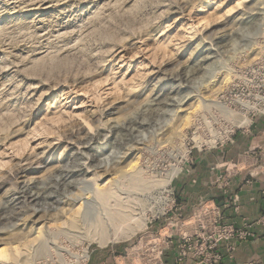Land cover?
<instances>
[{
	"label": "rangeland",
	"instance_id": "rangeland-1",
	"mask_svg": "<svg viewBox=\"0 0 264 264\" xmlns=\"http://www.w3.org/2000/svg\"><path fill=\"white\" fill-rule=\"evenodd\" d=\"M198 37L205 44L195 49ZM254 43L259 53L252 57L246 53ZM263 47L264 0H0V248L19 249L17 260L4 262L218 264L230 239L252 232L225 221L208 188L225 195L232 174L255 155L264 157V140L255 155L245 150L227 157L231 141L250 134L254 122L235 125L213 103ZM224 68L231 75L220 83ZM209 120L211 128L226 131L214 146L193 139V132L210 138ZM79 131L84 143H75L70 168L86 159L114 161L110 177L129 207L127 220L116 215L92 232L70 229L71 236L62 223L78 214L61 218L59 210L72 208L74 195L82 194L73 184L79 175L49 172L28 183L25 178L44 169L19 168L49 142L74 139ZM62 147L42 162H55ZM125 153L134 166L120 163ZM176 165L180 169L165 183ZM135 169L156 184L130 188L124 175ZM216 175V181H200ZM87 198L80 213L86 208L99 219L98 200ZM34 208V218H57L41 241L58 243L59 255L25 252L40 226L24 224ZM217 226L231 227L232 237Z\"/></svg>",
	"mask_w": 264,
	"mask_h": 264
},
{
	"label": "bare ground",
	"instance_id": "bare-ground-1",
	"mask_svg": "<svg viewBox=\"0 0 264 264\" xmlns=\"http://www.w3.org/2000/svg\"><path fill=\"white\" fill-rule=\"evenodd\" d=\"M204 44H205V42H203V39L198 37L197 43L195 44V49L199 48V46L204 45ZM205 48H207V46ZM263 49H264V47H263ZM253 50H255V43L253 44V46L249 50V52L246 54H249L250 56L255 57L259 53V51L256 52ZM206 51H210V49L207 48ZM201 52H203V51H200L199 55ZM257 60H255V61H257ZM255 61H253V62H255ZM253 62H251V63H253ZM221 71L222 72L220 73L219 76H222V74H223V77H222V80L220 81V83H222L224 81L227 82L229 76L231 75V70L224 68ZM215 76L216 75H214V77ZM158 83L159 82H155V84H154L155 88H157V86H159ZM155 88H153L152 90H155ZM215 106L220 110V112L224 113L227 116H231L230 118H231V121L233 124L245 126L249 123V120L246 116H243L242 114L238 115L239 113L228 110L225 106H223L222 104H219L217 101H214V103H213V107H215ZM109 111H110L109 109L105 110V112H106L105 114L110 113ZM98 118H100V115ZM98 118H95L94 122H98L100 120V119L98 120ZM191 119H192V112L187 113L185 115V120H182L183 124L181 125L180 128H184V127L186 128V126H188ZM205 127L207 128L208 132L210 133V138L208 140H204L199 135L198 132H193L194 133L193 139L196 140V142L198 144L206 143L208 146H211V145L214 146V144H216V141L218 139L222 140L226 137V131L219 132V131L215 130L214 128H211L210 120L207 121V124L205 125ZM182 131L183 130H180V132H178V135H181V137H184ZM169 133H170V131H169ZM76 134H78L79 136H76L74 139H71L73 137L71 134L69 137H64L60 142H57V143L49 142L42 149V151L40 153L34 154L31 157L26 158L25 161L23 163H21V166L19 168V173L20 172L24 173V172L33 171L32 172L33 174H36L38 171H40L41 168L44 169V172H42L41 174L32 175L30 177L25 178V180L28 183L42 179L49 172L50 173H54V172L57 173L58 172L59 175H65L69 172H72L73 174L79 175V178L75 182H73V184L76 186V189L78 191H80L82 194L81 195L80 194L74 195L76 198L72 200L74 203L72 205L73 206L72 208H67V209L63 210L62 212L60 211L61 209L59 210V214H60L61 218H66V214H69V216H72V214H78L77 216H73L71 221L66 220V222L62 223L64 226L67 227V234H71V236L73 235L74 231H72L70 229H75V228L80 226V227L84 228V230L86 232H92L94 229H96L100 226H102L104 228V225L107 222L115 221L116 215L119 216L121 219H124L126 217L125 220H127L128 215L126 214V210L129 207V202L127 201V199L124 200L121 197V195L122 194L125 195V193H122L123 191H121L119 184H118V186H116V182H117L116 179L114 177H110V175L115 172L113 167L110 168V166L113 165L112 163L114 161L112 163H109V162L108 163L107 162L100 163L101 162L100 161L99 164L94 165V164H92L91 160L86 159V161L80 162V163L76 164L75 166H72L75 168H70V165L68 163L70 162V159H71L72 155L74 154L75 143H77V144H83L84 143L82 141V135H80V131L77 132ZM179 143H181V141ZM59 144L62 145L63 147L60 150L59 156L56 159V161L50 162V163H47V162L44 163V161L42 162V160L45 158H48V159L52 158L51 157L52 152L57 146H59ZM62 154L64 156L63 158H61ZM127 159H128L127 153H125L124 156L120 157V163H125L124 164L125 167H127L131 163H133L132 160L127 162ZM104 160H106V159H104ZM136 161H135V163H136ZM117 162L119 163V161H117ZM132 166H134V163ZM179 169L180 168L178 167V165H176V167L174 169H172L170 176H169V179L167 178L166 180H164V182L168 183L169 181H172V178L176 175V173L178 172ZM107 175L110 177L111 181L107 180ZM124 177L127 181V185H129V187L134 189V190L142 191L143 189H146L148 187L151 188L152 186H154V184H156L153 180H151L152 178L150 179L149 177L144 176L143 173L137 169H135L133 171L132 175H130V176L124 175ZM127 188H128V186H127ZM88 195H90L92 197V199H97L99 202L100 207L96 210L99 212V219H97V218L93 219L92 218V211L89 212L86 208L83 212L80 213V208L86 206L88 204V202L91 201V199L87 198ZM98 202H95V204H98ZM64 203H67V202H64ZM75 204H78V206L75 208L76 210H74ZM55 209H57V208L55 207ZM77 210L79 211L78 213L74 212ZM38 212H39V209L34 208L31 216L28 217V219L24 221V224L26 226H27V224H29L31 229H35L36 225L40 224V226L38 227L36 235L33 236V238L31 240L29 239L30 241L28 240L29 241V247L27 249H25V252L28 253L30 256H33V254H34V255L45 256V258H51V256L58 254V251H60L62 248L58 245V243H52L51 242V245H49L46 241H41V240L44 237L45 238L49 237L47 232L50 230V227L52 225V224L50 225V221L56 222L57 218H54L52 215H49V217H45L43 219L41 218L39 220L38 218H34ZM143 226H144V223L139 224L138 227H143ZM61 232H59V233H61ZM59 233L54 232L53 235H51V236L55 237ZM28 235L30 236V234H28ZM28 235H26V237H29ZM9 239H12V238H9ZM9 239H7L8 240L7 243H11V241ZM59 243L61 244V242H59ZM18 257H19V249L16 246H15V248L14 247L8 248L6 246H5V248H0V259H1L0 264H7L4 262L5 260L15 261L18 259ZM84 257H86V255H84Z\"/></svg>",
	"mask_w": 264,
	"mask_h": 264
},
{
	"label": "crops",
	"instance_id": "crops-1",
	"mask_svg": "<svg viewBox=\"0 0 264 264\" xmlns=\"http://www.w3.org/2000/svg\"><path fill=\"white\" fill-rule=\"evenodd\" d=\"M261 131L264 132V117L254 120L250 134L243 133V137L231 141L229 149H226L227 157L233 158L238 151L248 150L253 153L252 150L258 148L259 142L264 140L259 138V134L263 133ZM259 147L263 153L264 148L262 145ZM253 158L243 168V172L231 175L225 195L217 187L208 188V194L214 198L215 204L221 205L225 211V221L240 228H249L252 232L245 239H230L228 248L222 249L218 264H264V224L258 220L264 213V157L255 155ZM216 178L217 175L202 178L200 181L212 182Z\"/></svg>",
	"mask_w": 264,
	"mask_h": 264
},
{
	"label": "built area",
	"instance_id": "built-area-1",
	"mask_svg": "<svg viewBox=\"0 0 264 264\" xmlns=\"http://www.w3.org/2000/svg\"><path fill=\"white\" fill-rule=\"evenodd\" d=\"M217 102L228 110L246 116L250 123L264 117V52L257 61L238 71L233 81L218 94ZM261 215L258 220L264 224V213ZM217 227L232 237L231 227ZM228 237L224 240H229Z\"/></svg>",
	"mask_w": 264,
	"mask_h": 264
}]
</instances>
